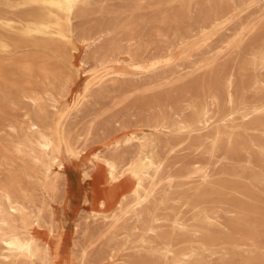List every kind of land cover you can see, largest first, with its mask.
<instances>
[{
	"label": "rangeland",
	"instance_id": "obj_1",
	"mask_svg": "<svg viewBox=\"0 0 264 264\" xmlns=\"http://www.w3.org/2000/svg\"><path fill=\"white\" fill-rule=\"evenodd\" d=\"M58 1L0 0V264H264V0Z\"/></svg>",
	"mask_w": 264,
	"mask_h": 264
},
{
	"label": "bare ground",
	"instance_id": "obj_2",
	"mask_svg": "<svg viewBox=\"0 0 264 264\" xmlns=\"http://www.w3.org/2000/svg\"><path fill=\"white\" fill-rule=\"evenodd\" d=\"M49 2L55 3L56 5L59 3L58 0H49ZM146 148L147 145L144 143H141V145H139L137 152L134 154V156L131 157L128 167L126 169L137 179V182L135 183L130 192L131 196L134 197L140 196V192L143 190L144 181L149 176L150 171L154 170L157 166L156 162L154 161L153 155L146 151ZM105 166L108 169V175L110 180H116L118 178V175L115 162L105 161ZM100 207H103L102 201L100 202ZM32 245L33 241L29 242V246L31 247ZM56 257L57 256H55V258Z\"/></svg>",
	"mask_w": 264,
	"mask_h": 264
}]
</instances>
